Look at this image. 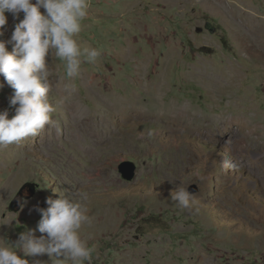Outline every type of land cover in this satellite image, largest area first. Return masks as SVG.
Wrapping results in <instances>:
<instances>
[{
	"label": "rangeland",
	"instance_id": "rangeland-1",
	"mask_svg": "<svg viewBox=\"0 0 264 264\" xmlns=\"http://www.w3.org/2000/svg\"><path fill=\"white\" fill-rule=\"evenodd\" d=\"M6 15L4 40L18 22ZM78 40L101 57L68 79L49 50L52 123L0 146V237L14 244L35 207L80 192L85 264H264V0H90ZM180 185L191 210L171 200Z\"/></svg>",
	"mask_w": 264,
	"mask_h": 264
},
{
	"label": "clouds",
	"instance_id": "clouds-1",
	"mask_svg": "<svg viewBox=\"0 0 264 264\" xmlns=\"http://www.w3.org/2000/svg\"><path fill=\"white\" fill-rule=\"evenodd\" d=\"M89 8L90 0H0V37L4 36L8 23L6 13L18 21L10 39H0V76L14 90L9 105L15 107L11 118L7 109L0 111V146L19 144L35 137L52 123L55 108L48 99L52 89L46 64L49 50L64 63L68 79L80 75L83 62L94 64L101 57V49L82 46L78 40ZM3 87L0 84V88ZM220 164L226 170L236 168L227 158H222ZM87 199V193L80 192L59 194L55 200L47 198V208H34L41 217L36 229L20 233L14 244L0 237V264H29L23 257L44 255L51 264L90 261L94 248L80 234L82 226L91 223ZM171 200L189 210L197 204L196 196L181 185L171 193ZM37 231L41 234L39 237L35 235ZM17 249L23 257L18 255Z\"/></svg>",
	"mask_w": 264,
	"mask_h": 264
},
{
	"label": "water",
	"instance_id": "water-1",
	"mask_svg": "<svg viewBox=\"0 0 264 264\" xmlns=\"http://www.w3.org/2000/svg\"><path fill=\"white\" fill-rule=\"evenodd\" d=\"M119 171L124 179L130 181L136 175V165L134 162L125 161L119 166Z\"/></svg>",
	"mask_w": 264,
	"mask_h": 264
},
{
	"label": "bare ground",
	"instance_id": "bare-ground-1",
	"mask_svg": "<svg viewBox=\"0 0 264 264\" xmlns=\"http://www.w3.org/2000/svg\"><path fill=\"white\" fill-rule=\"evenodd\" d=\"M201 74V73H200ZM201 76V75H200ZM204 76V75H203ZM205 78V77H204ZM132 112L129 114V116L131 117V118H134V117H137V116H139V118L140 117H142L143 115H142V112H141V110L138 108H136V107H132ZM185 112V111H184ZM172 116H173V118H174V121L176 122V120H178L179 122H182V123H184V122H186V114H184V113H182V112H178V111H176V110H173V111H171V112H169ZM186 113V112H185ZM160 117V116H159ZM172 118V117H171ZM173 121V122H174ZM77 122V121H76ZM172 123V122H171ZM177 123V122H176ZM174 124V123H173ZM190 124V123H189ZM178 126V125H177ZM76 128V127H75Z\"/></svg>",
	"mask_w": 264,
	"mask_h": 264
}]
</instances>
